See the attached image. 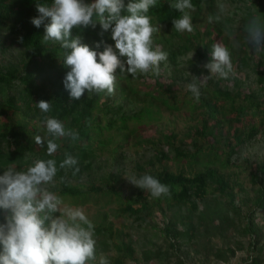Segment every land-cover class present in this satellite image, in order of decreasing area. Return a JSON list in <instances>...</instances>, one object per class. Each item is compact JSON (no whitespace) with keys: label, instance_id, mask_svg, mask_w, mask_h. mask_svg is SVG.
Wrapping results in <instances>:
<instances>
[{"label":"trees","instance_id":"16d2710c","mask_svg":"<svg viewBox=\"0 0 264 264\" xmlns=\"http://www.w3.org/2000/svg\"><path fill=\"white\" fill-rule=\"evenodd\" d=\"M37 2L51 4L52 0H0V174L9 166L27 170L38 159L52 158L57 161L58 171L54 180L58 183L61 196L70 197L74 202L87 196L100 197L106 203L113 198L119 207L118 214L131 216L140 226L152 222V208H157L163 218L157 231L166 242L158 247L148 242L149 247L141 252L143 264L159 263L172 256L178 258V264H184V258L191 253L183 250L182 246L204 260L222 264H227L238 252L246 249L250 256L243 264H264V163H257L252 170L246 171L253 188L243 200L244 211L235 203L230 187L228 178L233 173L220 171L237 167L235 164L242 149L257 145L264 137V50L257 58L252 54L253 50H246L247 54L231 60L232 66L237 69L251 70L258 85L256 89H243L247 81L231 75V72L227 78L214 74L210 79L197 80L201 78V73L208 74L203 65L209 61L210 50L222 38L223 32L233 36L225 28L229 20L215 18L216 0H192V18L206 9L209 20L214 22H202V32L196 21L191 32H178L172 20L179 13L171 6V0H160L148 14L152 23L159 25V31L153 34L154 45L168 54L159 66L163 75L151 71L135 76L118 74L112 93L85 92L80 100H71L62 83L69 70L64 63V49L59 42H45L44 26L36 28L31 23V19L38 15ZM127 2L125 0V5ZM248 2L250 4L240 27L244 38L247 37L246 28L253 19L264 25V5L258 0ZM253 6H257L255 14L251 11ZM168 26L173 28L166 35L165 27ZM100 31L99 24L94 29L91 26L73 28L68 39L80 37L83 43L94 46L101 38L98 35ZM237 36L239 38L240 35ZM104 39L114 44L110 33H104ZM12 49H18L19 54L9 59L6 55ZM229 53L231 57L233 53ZM189 54L193 57L187 69L176 71L187 75L182 80L202 83L199 102L191 98L190 92L182 94L176 91V78L171 73L168 75L169 67H176L179 58ZM165 76L169 83L165 81ZM145 77L153 78L154 85L151 86ZM141 85L154 88L157 95L152 89H141ZM139 98H146L148 105L126 115L125 108L133 110ZM122 99L127 101V105ZM40 100L50 103L47 114L36 107L35 103ZM155 102L169 110H180L186 106L192 110L191 106L195 105L201 109V117H198L201 118L200 124L191 132L195 140L190 149L175 145L176 134H160L159 139L165 141L167 152L157 150L153 159L147 162L149 170L142 165L136 166V177L152 175L168 187V193L155 198L149 191L136 187L125 198L116 185L119 177L112 173L107 176L109 182L106 188L91 182L84 188H73L70 182L80 180L83 175L88 177L102 152L113 144L115 135H109L112 131L131 134L135 127L129 129L130 122L139 126L156 122L159 112L151 108ZM45 115L56 117L67 129L78 133L75 141L58 140L60 147L51 157L47 155L46 142L40 145L34 139L37 135L43 137L46 134L40 123ZM218 137L224 138L220 151L215 149ZM199 139L204 140V145ZM156 141L161 146L165 145L157 138ZM205 151L214 154L212 160L219 163L218 168L207 167L204 171L185 174L183 171L172 173L163 164L170 159V152L175 154L178 162L185 160L189 164H199ZM66 155L77 159L78 171L59 167ZM242 163H249V160L245 159ZM212 191L220 196L227 194V197H216ZM166 211H173V217H168ZM4 215L0 212V221ZM107 220L108 215L104 214L101 223L90 222L96 258L89 264H100L105 259L109 264H141L135 242L120 240V233ZM215 238L220 240L221 245L213 243ZM244 238L246 247L242 241Z\"/></svg>","mask_w":264,"mask_h":264},{"label":"clouds","instance_id":"9594fccd","mask_svg":"<svg viewBox=\"0 0 264 264\" xmlns=\"http://www.w3.org/2000/svg\"><path fill=\"white\" fill-rule=\"evenodd\" d=\"M159 2L128 0L125 5V0H52L51 4L36 3L38 15L31 23L36 28L44 26L45 42H59L64 49V63L69 70L62 83L71 100H80L85 92L112 93L118 74L135 76L151 71L163 75L159 66L168 54L154 45L153 34L159 31V25L153 24L148 14ZM171 6L179 13L172 20L174 29L191 32L192 0H171ZM97 24L101 38L94 46L83 43L80 37L69 41L73 28L91 26L94 29ZM260 31H264V25L256 19L246 28L247 38L257 52L264 44V40L256 38ZM104 33H110L114 44L104 39ZM203 68L208 74L201 73L197 80L210 79L214 74L227 78L232 71L229 50L214 44ZM144 79L154 85L153 78ZM187 89L191 98L199 102L198 84L190 82ZM35 105L42 113L50 111L47 101L40 100ZM40 123L46 134L35 136V143L46 142L49 157L60 147L58 140L78 138V133L67 129L56 117L45 115ZM77 164L76 158L66 155L59 167L78 171ZM57 171V161L49 158L34 161L27 170L9 166L0 174V212L5 213L0 221V264H89L95 260V240L86 215L80 208L63 206L62 198L49 190ZM128 181L155 198L169 191L149 174L133 176ZM100 264L109 262L105 259Z\"/></svg>","mask_w":264,"mask_h":264},{"label":"rangeland","instance_id":"374dc122","mask_svg":"<svg viewBox=\"0 0 264 264\" xmlns=\"http://www.w3.org/2000/svg\"><path fill=\"white\" fill-rule=\"evenodd\" d=\"M254 1V0H251ZM262 5H264V0H258ZM250 2L248 0H216V10H215V18L216 19H228L229 22L225 24V28L230 30L233 33V36L229 37L227 32H223L222 38L217 40L215 44H220L221 46L227 48L229 51L233 53L231 55V60L238 56H244L247 54L245 51H252V54L255 58L257 56L263 54L264 44H261L259 47V51L257 52L254 49L248 40L247 37H243L244 35L241 33V23H243L242 19L245 16V10L249 6ZM253 14L257 11V6H253L251 9ZM196 21L198 28H200L201 32L204 30L201 27V23L204 21H210L209 16L206 9H203L201 13L195 15L192 18V22ZM214 22V21H210ZM172 26L165 27L166 35H169L172 32ZM183 33H188L184 31ZM240 35L239 38L237 35ZM256 38L258 40H264V32L260 31L256 33ZM249 47L245 49V47ZM244 51V52H243ZM19 54L18 49H12L8 56L9 59L15 58ZM193 57V54H189L187 57H180L178 60V65L176 67H169V73L174 75L176 78L175 82V90L179 93L186 94L188 91L187 85L194 80H182L183 77L187 76L186 74H179L176 70L180 69L182 71L186 70L190 59ZM168 65V64H167ZM181 71V72H182ZM231 75L237 76L242 81H247V85L244 86L243 89H256L257 83L255 81V76L249 69L239 70L236 66H232ZM211 77H214L212 75ZM170 81L167 80V83ZM196 82V81H195ZM199 87H202V83L199 84ZM231 85V84H230ZM141 89L153 90L154 94L157 95V90L152 87L144 88L142 85ZM189 97V96H188ZM146 98H139L135 102V107L131 110V107L125 108L126 115H131L133 111H138V109H142L143 106H147L148 103L145 101ZM125 105H127V101L122 99ZM154 103V106L151 107L155 112H159V116L156 122L150 123L147 126L137 125L135 123H129V129L135 127V131L131 132V134H122L116 131H112L109 135H115L113 144L109 147V149L104 150L101 154V157L96 160L94 163L93 171L87 177L83 175L80 180H72L70 183L73 188L79 189V187H86L90 184H99L103 188L108 186L109 179L107 178L108 174L112 173L115 176L119 177V181L116 183L117 188L121 191V195L127 198L132 194V191L136 188L135 185L131 184L128 180L133 176L136 177L137 171L136 166L142 165L146 167V170L150 168L147 166V162L150 159H153V155H155L157 150H163L167 152V147L165 141L160 138V134H176L175 145L190 149L193 143L194 136H192L191 132L194 131L200 124L198 117H201L200 110L198 107L186 106L180 110H169L163 107L161 104ZM227 128V127H226ZM158 141H163L162 143L165 145H160ZM200 143H203L204 140L199 139ZM183 142V143H182ZM204 145V143L202 144ZM224 145V138H219L215 140V149L216 151H220ZM117 150L114 153V150ZM212 156L214 154L209 153L208 151L204 152V155L200 159L199 164H189L185 160L182 162H178L175 160V154L173 152L169 153V160L163 162L166 165L167 169L172 173H178L179 171L185 172V174H191L198 171H204L207 167L215 169L218 168L219 163L213 159ZM239 160L237 161V167H233L231 169H223L220 171L222 173H233L228 179L230 180V187L235 195V203L237 206L244 211V198L246 194H250L253 186L251 185L249 178L247 176V169L252 170L257 163H264V137L259 141L257 145H254L250 148L242 149ZM245 159L249 160V163H242ZM54 187V188H52ZM56 187V188H55ZM49 190L56 192L58 195V183L54 180V184L50 186ZM243 190V191H242ZM246 193H245V192ZM244 192V193H243ZM212 194L216 197H221L225 199V196H220L218 192L212 191ZM240 194V195H239ZM62 198L63 206L71 207V208H80L84 214L86 215L89 222L93 223H101L102 215H108V222L112 225V228L120 233V240L129 241L131 239L135 242L137 255L140 258L141 264H143V254L142 251L146 250L147 244L151 242L155 244V247L162 245L166 242L165 239H162L157 231L161 228L160 225L163 223V218L157 208H152V222L148 224H143L140 226V223L134 221L131 216H128L124 213H119V207L115 204L113 198L108 200L101 199L96 196H87L84 200L74 202V200L70 197H64L59 195ZM211 198V195H209ZM163 204V203H162ZM163 206V205H162ZM168 217H173V211H166ZM156 225V227H155ZM244 246L246 247V239H242ZM213 243L215 245H221L219 239H213ZM183 250H188L191 254L189 257L184 258V264H222L214 262L213 260H204L200 256L193 255L192 250L188 247L182 246ZM250 255H247L246 249L244 251L238 252L236 256L227 264H243V261ZM133 264V263H127ZM151 264H178V258L170 257L167 260H162L159 263L152 262Z\"/></svg>","mask_w":264,"mask_h":264}]
</instances>
